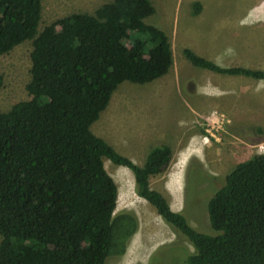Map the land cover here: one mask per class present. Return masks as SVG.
Wrapping results in <instances>:
<instances>
[{
  "label": "trees",
  "instance_id": "obj_1",
  "mask_svg": "<svg viewBox=\"0 0 264 264\" xmlns=\"http://www.w3.org/2000/svg\"><path fill=\"white\" fill-rule=\"evenodd\" d=\"M41 1L0 0V56L32 43L29 99L0 112V264H106L125 254L138 219L115 212L104 159L130 170L135 194L193 247L187 264H264V153L214 178L213 234L203 233L150 186L172 161L169 146L140 166L91 131L122 83H151L173 65L168 36L145 22L151 0H112L43 28ZM183 55L195 68L264 82V70Z\"/></svg>",
  "mask_w": 264,
  "mask_h": 264
},
{
  "label": "rangeland",
  "instance_id": "obj_2",
  "mask_svg": "<svg viewBox=\"0 0 264 264\" xmlns=\"http://www.w3.org/2000/svg\"><path fill=\"white\" fill-rule=\"evenodd\" d=\"M111 1L42 0L40 27L73 13L93 14ZM151 3L155 12L145 22L168 36L173 67L151 83H122L91 131L140 166L149 150L169 146L172 161L165 172L150 178V186L173 211L184 213L194 229L212 233L207 202L218 188L214 178L264 153V82L252 80L254 87L249 89L231 86V76L195 68L183 50L191 47L223 68L264 70V0ZM257 13L259 21L253 19ZM239 41H243V54H239ZM31 51L32 43L26 41L0 56V112L29 99ZM211 77L223 80L212 82ZM233 77L238 83L244 80ZM104 167L118 187L115 212L130 211L138 219V230L125 254L106 264H187L185 252L193 253V247L135 194L131 171L106 159Z\"/></svg>",
  "mask_w": 264,
  "mask_h": 264
},
{
  "label": "crops",
  "instance_id": "obj_3",
  "mask_svg": "<svg viewBox=\"0 0 264 264\" xmlns=\"http://www.w3.org/2000/svg\"><path fill=\"white\" fill-rule=\"evenodd\" d=\"M260 15L257 13V14H255V15H253V19L254 20H256V21H259L261 18L259 17ZM243 19H241V21H242ZM207 46L208 47H210L211 46V44H207ZM237 46H238V48H239V50H240V53L239 54H243V41L241 42V41H239L238 42V44H237ZM185 47H188V46H185ZM208 47H206V48H208ZM186 49H190V50H192V48L191 47H188V48H186ZM193 51V50H192ZM194 52V51H193ZM195 53V52H194ZM196 54V53H195ZM210 61V60H209ZM172 67H173V65H172ZM246 68V67H245ZM206 71V70H205ZM208 72H210V71H208ZM210 73H213V72H210ZM216 74V73H215ZM206 76H209V75H207V74H205ZM218 75H220V74H218ZM233 79H231V86H239V85H243V86H245L246 88H251V87H254V84H253V81L252 80H255V79H252V78H247V77H244V80L243 81H241L240 83H238V81H237V79L236 78H234L233 76H231ZM243 77V76H242ZM212 78H215V77H211V80L210 81H212V82H216L215 80H223V79H221V78H218V77H216V78H218V79H212ZM243 79V78H242ZM230 81V80H229ZM211 82V83H212ZM257 82H258V84H259V82H260V80H257ZM219 83V82H218ZM214 84V83H213Z\"/></svg>",
  "mask_w": 264,
  "mask_h": 264
}]
</instances>
